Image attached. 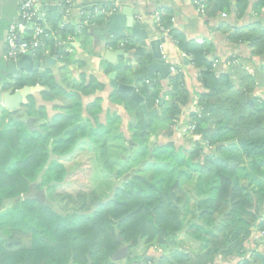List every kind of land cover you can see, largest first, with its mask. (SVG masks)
Masks as SVG:
<instances>
[{
    "label": "trees",
    "instance_id": "trees-1",
    "mask_svg": "<svg viewBox=\"0 0 264 264\" xmlns=\"http://www.w3.org/2000/svg\"><path fill=\"white\" fill-rule=\"evenodd\" d=\"M201 4L207 19L231 9L233 16L241 18L248 10L263 7L264 0H201ZM156 12L179 53L185 54L197 70L195 109L183 120L185 130L195 139L189 147L187 143L175 146L171 140L153 146L152 156L158 157V164L181 166L176 167L175 178L161 186L143 175L146 162H142L137 172L113 183L115 177L130 171H113L107 153L106 141L113 127L121 126L122 119L110 114L100 122L98 97L83 109L82 98L102 88L94 76L82 73L78 80L68 78L69 88L49 70L19 76L11 85L13 90L39 86L42 102L63 110L49 115L43 103H37L35 95L30 94L27 105L19 104L22 106L16 117H9L10 126L0 128V210L7 201L12 202L10 216L35 222L52 240L49 244L25 246L27 233L16 225L0 240V264H124L113 259L122 245L135 246L142 241L162 246L182 230L198 246L196 251L175 246L159 259V264H215L218 258L232 260L229 264H264V239L255 241L252 248L246 246L254 231L264 232V98L255 95L259 81L247 65L234 63L231 57L227 59L231 65L226 62V68L224 64L214 67L215 57H208V42L188 39L174 28L169 8ZM92 16L91 12L88 19ZM50 21L53 29L46 28L49 37L45 46L33 54L42 58L46 46L52 53L58 48L60 59L69 64L72 60L63 42L76 29L71 25L59 27L58 18ZM218 31L228 42L246 43L251 56L259 60L264 57V19L242 25L222 19ZM27 32L29 36L24 40L28 42L32 31ZM110 44L119 46L131 58L108 66L105 72H115L118 83L133 86L132 91L139 93L146 106L144 111L131 93H111V100L122 104L129 118L126 129L130 141L148 144L157 133L170 136L183 107L189 104V92L180 72L168 73L166 88L159 80L145 82L137 78L151 60L145 41L125 37ZM2 63L0 59V71ZM261 70L264 76V63ZM26 117H34L38 125L29 128ZM188 124L193 125L191 131L186 128ZM115 136L124 137L120 132ZM56 143L60 145L55 149L75 143L72 148L90 152H82L76 166H69L64 160L50 157V144ZM167 153L172 161L166 160ZM241 158L250 165H241ZM97 161L111 180L112 188L109 185L110 191L103 194L92 182ZM150 162L155 165V161ZM184 181L188 186L182 184ZM35 182L36 190L47 188L58 210L40 199L23 197ZM113 189L112 197L104 201ZM182 190L184 195L179 193ZM188 204L192 215L185 222L183 212ZM60 221L69 223L60 225ZM258 244L263 249H256ZM155 260L144 258L143 262L153 264Z\"/></svg>",
    "mask_w": 264,
    "mask_h": 264
},
{
    "label": "crops",
    "instance_id": "crops-1",
    "mask_svg": "<svg viewBox=\"0 0 264 264\" xmlns=\"http://www.w3.org/2000/svg\"><path fill=\"white\" fill-rule=\"evenodd\" d=\"M93 4H96L97 6L110 5V7L115 8V13L124 12V16L133 17L135 21L141 22L143 28L142 30L140 29V31H144L147 36V40L161 36L164 37V42L160 45L162 62L167 65L171 75L180 72L182 82L189 92V104L183 107L182 115L178 118L177 123L174 126V132L170 136H165L164 134L159 133V137L161 139L160 142H167L168 140L176 142L182 140L181 144H186L187 142H192L195 139L193 135L185 130L183 120L187 117V114L191 110L195 109L196 98L194 91L196 89L195 77L197 74V70L193 68L189 62H185L180 56L178 49L170 37L167 34H162L158 29L157 23L154 19V14L160 8H169L172 11V26L182 32L186 38L194 39L199 43L206 41L211 45V52L208 57H215L214 62L218 67H223L222 64H224V67L226 68L227 66L225 63L230 57L234 58V63L241 61L247 65V70L256 77L257 81H259L255 90V95L264 98V76L261 70V65L264 63V57L259 60L257 57L251 56L250 49L246 43L228 42L224 34H221L218 31V25L222 19H227L235 25H242L256 18L264 19V6L256 11L248 10L241 18L233 16L231 9L230 12L218 13L216 18L207 19L201 12V10H204V5L201 4V0H93ZM17 5L18 0H0V56L5 50L6 31L8 30L9 25H15L14 22L17 18H19ZM35 5L38 15L44 21V25L47 29H53L50 20L55 18L59 19V27L71 25L76 29V33L74 35H66V41L63 42L65 44L64 50L69 53V58L72 61L69 64H65V62L60 59L61 56L58 48L54 53H52L50 48L46 46L44 48L42 58L37 59L42 60L45 58H51L54 60L52 64L46 66L44 70H49L56 77H59L62 81L61 83L66 88H69L70 85L67 81L68 78L70 81L78 80L79 75L82 73L87 76H94L102 84V88L96 91L95 94L82 98L83 109H86V106L95 98H100L101 113L99 115V121L104 122L107 115L116 114L122 119L121 126H125L123 130L124 134L129 136L126 129L129 118L125 109L122 104L114 103L111 100V93L117 89L112 87L110 81L113 79L117 82L116 73H106L105 69L108 66L116 65L121 62H127L128 58H131L123 55H114L117 50L122 48L119 46L113 47L110 44L111 41L119 40L125 37L141 40L142 42L145 40L141 36H131V30L129 27L124 25V21H121L122 23L119 22L114 26L105 25L108 17L106 14L99 12L93 13L92 18L88 19L90 16V6L86 4H77L67 10L63 8L62 0H35ZM50 6H56L57 9L52 11ZM83 17L87 18L86 21L82 23L81 20ZM82 28H85V32L81 31ZM122 33H124L125 36H121ZM21 34L23 39H26L29 36L26 31ZM54 34L55 32L52 31L53 37H55ZM58 44L59 42H57V45ZM108 51L114 53L108 54ZM33 56L36 58L35 55ZM152 59L151 54V60ZM63 65L64 70L61 69V66ZM170 67H174L175 70L170 71ZM145 72L146 69L144 72L140 73V75ZM6 77L8 78L0 84V109L4 104L3 95L5 93L13 95L16 91L11 88L15 78L7 74ZM137 78L144 80L141 77ZM154 80L162 81V86L166 88L165 78H161L159 72L153 73L152 80L146 79L144 81H149V83H151V81ZM41 89L42 88L40 87V90ZM31 94H34L33 91H31ZM42 103L46 107L49 115L59 112V109H61H54L52 107L53 103ZM83 116H85V113ZM255 233L256 231H254L251 238L246 241L247 247L251 246L252 248L255 246V244H253L254 241H258V239L255 238ZM260 246L261 244H258L256 249L261 250Z\"/></svg>",
    "mask_w": 264,
    "mask_h": 264
},
{
    "label": "rangeland",
    "instance_id": "rangeland-1",
    "mask_svg": "<svg viewBox=\"0 0 264 264\" xmlns=\"http://www.w3.org/2000/svg\"><path fill=\"white\" fill-rule=\"evenodd\" d=\"M36 99L37 103H42L41 97L39 96L40 88H36L35 90H32ZM24 102L18 103L12 105V108L6 107L5 105H2L0 109V128L9 127L11 122H9V117L15 118L17 115V110L21 108L22 105H27L28 101L26 97H23ZM18 103V105H17ZM19 104H22L21 106ZM16 105V106H15ZM28 117L25 118V122ZM34 118V117H32ZM27 124V123H26ZM38 125L36 119L34 118L32 121V126ZM29 127V125H28ZM30 128V127H29ZM125 126L122 127H113V131L110 133V137L106 141L107 146V153L109 155L110 161L113 165V171H116L118 169H122L124 172L126 169L130 171H126L125 175L115 177L113 179V183H119L120 181H123L124 178H127L129 173L131 172H137L138 168H141L142 162H146L145 170L143 171V175H145L148 178H151L153 182L160 183L161 186L167 185L171 183V181L175 178L176 170L181 167L180 165L172 167V165H167L166 167H163V164H158V157L152 156V152H155L153 146H159L162 145L165 142H160L161 139L159 137L160 134H155L148 144H136L130 141L129 136L124 134ZM118 132L123 133L124 137H117L115 136ZM182 141V140H181ZM181 141L174 142L175 146L182 145ZM75 144V143H74ZM73 144V145H74ZM59 143L56 144H50V157L56 160H64L65 163H67L69 166H76V158L81 156L82 152L88 153L86 148L84 151L82 149H76L75 147L72 148L73 145H67L65 149L58 148L55 149L54 146L59 147ZM69 146V147H68ZM187 146L189 147V143L187 142ZM183 147V146H181ZM72 148V149H71ZM55 149V150H54ZM71 149V150H70ZM177 149V148H175ZM55 151V152H54ZM165 156L166 160L172 161V157L170 155ZM151 159V161H155V165L150 162L148 163V160ZM98 163V164H97ZM173 163V162H171ZM177 163V162H175ZM174 163V164H175ZM96 166L93 170V176H92V182L94 185H96V189L101 193H105L110 185L111 187V180L107 179V173L104 172L102 166L99 164V162H96ZM241 165L249 166V162L247 159L241 158ZM154 167V168H153ZM184 186H188V182L182 183ZM37 182H35L32 186V194L33 196H38V198L43 201L47 202L50 205H52L56 210H58V207L56 204L49 199V194L47 188L37 190L34 193V189L36 190ZM112 188V187H111ZM109 190V189H108ZM110 191V190H109ZM38 192V193H37ZM180 194L184 195V191H179ZM12 207V202L7 201L3 208L0 210V240H3V237L10 233V231L14 228V226L19 225L21 228L24 229V231L27 233V237L24 239V245L25 246H33L36 244H49L51 243V236L49 233L40 228L35 222H27L26 219L18 218V217H12L10 216L9 209ZM192 215V207L191 204H188L185 207V210L183 212V217L185 219V222H188ZM72 220V218H70ZM68 221V220H67ZM69 223V222H68ZM65 222H59L58 224H68ZM56 225V224H55ZM255 242V241H254ZM257 243V242H256ZM179 247L183 246L187 249H189L190 252H195L198 246L193 242L191 239H188L185 235V231L182 230L178 234L174 236L172 241L170 243H167L165 245H157L156 243L145 245L142 241H140L137 245L131 246L129 244H124L122 247L118 250V252L113 257L114 260L120 261L124 264H150L143 262L144 258L151 257V259H156L157 264H159V259L163 256L168 254L173 247ZM251 248V246H248ZM261 249H263L262 246H260ZM231 263L232 260L230 261ZM230 262L225 261L224 259L218 258L215 262V264H229Z\"/></svg>",
    "mask_w": 264,
    "mask_h": 264
},
{
    "label": "water",
    "instance_id": "water-1",
    "mask_svg": "<svg viewBox=\"0 0 264 264\" xmlns=\"http://www.w3.org/2000/svg\"><path fill=\"white\" fill-rule=\"evenodd\" d=\"M50 9L52 11H55L57 9L56 6H50ZM107 19L105 22V25L107 26H114L116 24H118L119 22H125L124 25H126L127 27L130 28L131 30V36L133 37H137V36H141L145 41H146V45L148 47V49L150 50L151 54H152V60L146 65V72L142 75H137V77H141L142 79L146 80V79H150L152 80V75L155 72H159L161 78H166L168 73H169V68L167 67L166 64H164L162 62V54H161V50H160V45L164 42V37H156L154 39H150L147 40V36L144 33V31H140V29L142 30V25L141 22L139 21H135L133 19V17H126L124 16V12H118V13H111L109 15H107ZM121 22V23H122ZM23 24L24 21L20 18H17L16 21L14 22L15 25L18 24ZM6 35H7V31H6ZM6 35H5V39H6ZM19 37V35H17ZM121 36H125L124 33H122ZM108 54H113L111 53V51H108ZM58 53V52H57ZM117 54L118 56H125V57H131V54L126 53L123 51V49H119L117 50L116 53H114V55ZM33 52L32 51H26L23 54H21V56L16 59L15 61L12 60H4L3 58V54L0 56V59L3 61V67H2V71L3 73H6L7 75H11L12 77H15L17 74L23 73L25 75H29L32 72H42L44 71V68L46 66H49L52 64L54 59L51 58H45V59H37L34 58L33 56ZM183 60L185 62H188L187 57H182ZM112 87L114 89H117L121 92H125V93H131V96L133 98H135L139 103H141V108L146 111V106L143 103V99L142 97L139 95L138 92L136 91H132L133 86L130 85H125V84H120L115 82L113 79L110 81ZM36 88H40L39 86H35V87H28L25 86L23 87L21 90H16L15 93H13V95H10L9 93H5L3 95V105H5L6 107L12 108L14 104H16V102L18 103H22L24 102L23 97H27L28 95L31 94V91L36 89ZM251 104H253V102L251 100H249ZM17 103V105H18ZM16 106V105H15ZM34 118L29 117L26 120L27 125H29V127L31 128L32 126V121ZM145 123V120H143V124ZM32 189L29 190L28 193H26L23 197L24 198H38V196H33L32 194ZM37 190L34 189V193ZM114 189L113 191L108 195V197H106V199H104V201H108L112 195H113ZM38 193V192H37ZM151 258V257H149ZM153 264H157V261L155 260Z\"/></svg>",
    "mask_w": 264,
    "mask_h": 264
},
{
    "label": "built area",
    "instance_id": "built-area-1",
    "mask_svg": "<svg viewBox=\"0 0 264 264\" xmlns=\"http://www.w3.org/2000/svg\"><path fill=\"white\" fill-rule=\"evenodd\" d=\"M77 4H86L90 6L89 13H103L109 15L115 11V8L112 7H104L97 6L93 4V0H62V6L65 10L73 7ZM18 16L20 19L24 21L23 24H19L17 26L10 24L7 30V35L5 39L6 50L4 52L3 58L4 60H12L15 61L18 59L21 54L26 51H34L37 48H41L45 46V40L48 39L49 34L46 31V27L44 25V21L38 15V11L35 5V0H18ZM203 12V10H201ZM154 19L157 25L160 27V30L164 33L163 27L161 26L160 15L158 12H155ZM20 32H19V30ZM32 31L30 38L25 41L22 37V32ZM28 33V32H27ZM162 33V34H163ZM19 35V37L17 36ZM181 57H187L185 54H180ZM188 59V57H187ZM227 65H231L227 62ZM213 66L216 67V63H213ZM174 67H170V71H174ZM186 128L191 131L193 129V125L188 124ZM255 238L258 240L264 239V232L257 230L255 233Z\"/></svg>",
    "mask_w": 264,
    "mask_h": 264
},
{
    "label": "flooded vegetation",
    "instance_id": "flooded-vegetation-1",
    "mask_svg": "<svg viewBox=\"0 0 264 264\" xmlns=\"http://www.w3.org/2000/svg\"><path fill=\"white\" fill-rule=\"evenodd\" d=\"M5 50H6V43H5ZM5 50H4V52H5ZM3 55H4V53H3ZM22 75H23V73L17 74L14 78H17V77L22 76ZM6 78H8V77H6V74L3 73V71L1 70V71H0V84H1ZM9 87H10V86H9Z\"/></svg>",
    "mask_w": 264,
    "mask_h": 264
}]
</instances>
